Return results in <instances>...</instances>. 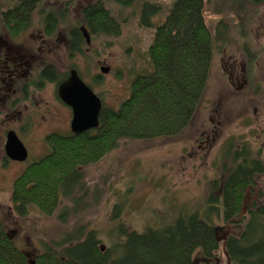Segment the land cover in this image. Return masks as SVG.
I'll return each mask as SVG.
<instances>
[{
    "label": "rangeland",
    "instance_id": "obj_1",
    "mask_svg": "<svg viewBox=\"0 0 264 264\" xmlns=\"http://www.w3.org/2000/svg\"><path fill=\"white\" fill-rule=\"evenodd\" d=\"M95 1L34 0L30 24L13 34L14 30L3 27L2 12L17 6V1L0 0V36L17 52L24 49L32 56L34 79L32 84L25 78L7 81L12 87L0 91V215L4 225L15 245L31 258L42 246L51 248L52 242L78 237L77 231L82 236L94 231L100 247L115 256L125 237L120 229L142 234L173 225L182 215L196 214L218 228V249L211 259L196 258L195 264H234L224 256L222 245L225 236L239 238L244 226L225 223L220 209H209V217L206 210L214 205L208 204L211 194L220 198L221 182L230 165L223 149L227 141L235 149L248 144L251 154L264 165V0H205L207 28L213 37H221L212 42L204 99L183 133L176 138L122 139L100 161L81 167L80 183L70 187V198L61 197L55 214L45 216L29 208L28 216L21 218L13 212L15 178L49 152L47 136L72 133L70 108L61 104L58 82L49 81L48 68L55 78L76 70L106 109H117L129 96L133 77L149 71L147 51L171 3L133 0L121 7L104 1L121 29L117 36H102L91 34L81 16L83 8ZM144 4L153 7L149 18L144 16ZM48 14L52 16L46 20ZM74 29L81 44L80 50L71 51ZM82 30L88 32L87 43ZM44 65L47 70L41 79L35 68ZM10 131L26 149L23 161L6 155ZM216 205L221 208L220 203Z\"/></svg>",
    "mask_w": 264,
    "mask_h": 264
},
{
    "label": "trees",
    "instance_id": "obj_2",
    "mask_svg": "<svg viewBox=\"0 0 264 264\" xmlns=\"http://www.w3.org/2000/svg\"><path fill=\"white\" fill-rule=\"evenodd\" d=\"M16 1L17 6L2 12L3 27L14 30L13 34L28 27L34 4V0ZM104 1L126 7L133 0H97L83 8V24L93 35L117 36L118 21ZM204 6L205 0H171L147 51L149 71L133 77L129 96L117 109L103 106L97 128L78 135L47 136L49 152L29 163L14 180L11 204L15 214L27 217L29 208L45 216L55 214L61 197L70 198V187L80 183L81 167L100 161L122 139L176 138L184 132L204 99L212 67V42L220 38L208 30ZM142 10L144 16L153 14L150 5L144 4ZM74 31L70 32L74 38L71 51L80 50L81 44L79 32ZM47 72L51 82L66 76L55 78L50 68ZM247 145L242 143L235 149L230 140L225 143L230 165L221 182L220 198L211 194L208 199V204L214 205L206 210V216L209 209H220L225 223L244 226L239 238L225 236L222 248L229 262L264 264V165ZM120 231L125 237L115 256L100 247L94 231L83 236L77 231L78 237L52 242L51 248L42 246L31 258L15 245L0 215V264H195L196 258L211 259L218 249V228L196 214L182 215L173 225L142 234Z\"/></svg>",
    "mask_w": 264,
    "mask_h": 264
},
{
    "label": "water",
    "instance_id": "obj_3",
    "mask_svg": "<svg viewBox=\"0 0 264 264\" xmlns=\"http://www.w3.org/2000/svg\"><path fill=\"white\" fill-rule=\"evenodd\" d=\"M82 33L88 41L86 31L82 30ZM102 71L107 73L108 69H102ZM57 93L62 103L71 109L70 130L74 135L98 127L101 102L91 89L80 80L77 71L70 70L65 81L58 86ZM6 139L4 146L6 155L12 160H25L26 149L16 137L14 131L8 132Z\"/></svg>",
    "mask_w": 264,
    "mask_h": 264
},
{
    "label": "flooded vegetation",
    "instance_id": "obj_4",
    "mask_svg": "<svg viewBox=\"0 0 264 264\" xmlns=\"http://www.w3.org/2000/svg\"><path fill=\"white\" fill-rule=\"evenodd\" d=\"M32 64V56H29V54H27V51L21 49L20 52H17L10 43L8 44L7 41H5L2 36H0V91L8 90L12 87V84L9 83H15L21 78H25L27 80L30 79V84H32V82L34 81L33 74L31 73ZM45 69L46 65L35 68V74L43 79ZM25 85L29 84L25 83ZM18 92H20V90L17 88V95ZM60 101L62 104V100Z\"/></svg>",
    "mask_w": 264,
    "mask_h": 264
},
{
    "label": "bare ground",
    "instance_id": "obj_5",
    "mask_svg": "<svg viewBox=\"0 0 264 264\" xmlns=\"http://www.w3.org/2000/svg\"><path fill=\"white\" fill-rule=\"evenodd\" d=\"M118 25H119V23H118ZM120 29H121V27H120V25H119V32H120ZM119 32H118V34H119ZM221 37V36H220ZM209 75V74H208Z\"/></svg>",
    "mask_w": 264,
    "mask_h": 264
}]
</instances>
